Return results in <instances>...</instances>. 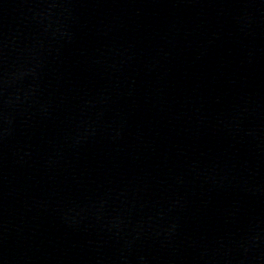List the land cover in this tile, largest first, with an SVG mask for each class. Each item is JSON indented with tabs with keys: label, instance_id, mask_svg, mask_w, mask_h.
<instances>
[{
	"label": "water",
	"instance_id": "obj_1",
	"mask_svg": "<svg viewBox=\"0 0 264 264\" xmlns=\"http://www.w3.org/2000/svg\"><path fill=\"white\" fill-rule=\"evenodd\" d=\"M0 264H264V0H0Z\"/></svg>",
	"mask_w": 264,
	"mask_h": 264
}]
</instances>
